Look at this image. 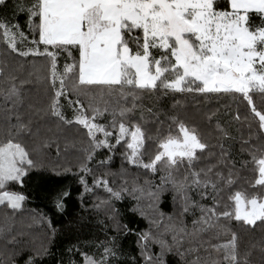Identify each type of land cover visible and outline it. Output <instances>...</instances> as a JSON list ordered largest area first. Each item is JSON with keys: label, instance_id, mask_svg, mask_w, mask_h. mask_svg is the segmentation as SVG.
<instances>
[{"label": "snow or ice", "instance_id": "obj_1", "mask_svg": "<svg viewBox=\"0 0 264 264\" xmlns=\"http://www.w3.org/2000/svg\"><path fill=\"white\" fill-rule=\"evenodd\" d=\"M26 65L31 70L22 76ZM34 85L43 89V101L30 95ZM177 95H231L246 102L250 134L241 152L249 159L241 168L252 179L235 170L231 146L224 143L231 136L219 123L215 145L175 111L165 116L167 134L158 128L155 138L149 135L147 124L165 121L143 103L145 97H171L175 110L181 107ZM235 119H241L239 109ZM70 128L83 130L87 140L78 149L80 199L102 189L107 198L97 197L93 207L111 222L100 223L117 233L97 246L98 254L68 249L81 255L82 264H169V257L175 264H264V0H0V264H18V257L23 264H43L51 255L56 230L50 220V239L39 248L16 231L28 197L12 189L23 187L35 169L61 174L48 152L55 145L60 156L59 137ZM76 147L66 138L63 151ZM118 147L124 149L120 172L96 176L90 165L97 153H111L96 161L104 167ZM205 159L216 163L201 167ZM125 163L142 170V184L139 176L129 184ZM117 175L121 184L113 187L108 177ZM166 193L171 213L161 207ZM70 196V189L56 196L58 211ZM125 197L135 201L129 211L147 221L146 229L121 223L115 202ZM257 228L261 239L248 241L242 252V233ZM130 234L139 258L125 255L118 243Z\"/></svg>", "mask_w": 264, "mask_h": 264}, {"label": "trees", "instance_id": "obj_2", "mask_svg": "<svg viewBox=\"0 0 264 264\" xmlns=\"http://www.w3.org/2000/svg\"><path fill=\"white\" fill-rule=\"evenodd\" d=\"M19 23L25 25V17L21 15L19 17ZM25 31H27L25 27ZM63 58H61V64ZM31 69L27 67L21 73L26 75L27 71ZM30 95L33 99L44 100L43 89L39 85L31 87ZM175 99L181 101V107L173 110L172 105L174 100L171 97H165L157 100L155 97H145L143 103L153 108L154 111L162 113L161 120L165 123L161 126L155 123H149L146 125L150 136L155 138L157 129L160 128L164 134H167L168 121L166 120V114L173 111L178 112L182 118L188 120L190 123L195 124L205 138L213 145L217 143L219 133L216 131L217 123L221 127L227 130L231 139L225 140L226 146H231L232 159L236 161L235 170L239 171L242 178L252 179V174L248 169H242L241 163L244 160L249 159L247 153L241 152V143L243 139H247L250 134L248 122L244 120V116L248 114L246 108V102L241 101L238 97L231 95H212L208 97L193 96V95H177ZM256 104L261 105V99L259 96L255 97ZM239 109L241 119L236 120L235 116ZM71 115L70 110L68 111ZM215 114L211 120L208 121V116ZM139 113H137V116ZM105 121H101L103 123ZM252 133H255V128L251 129ZM67 141H76L77 147L75 149L70 148L67 152H64V145ZM61 154L59 157L56 155V146L53 145L48 152V161L52 164H58L60 166V175H55L48 168L35 169L24 179L23 187L16 185L12 190L23 192L27 197L25 202V210L21 214H17L14 221V226L17 232L23 231L25 237L23 238L25 243L29 246L39 248L41 245L48 244L50 239L51 230L47 223L51 221V228L56 230L54 241L50 245L51 255L46 256L43 259V264H71L75 261L76 264H82V257L75 250L69 251L68 249L76 246L80 249V252H86L88 254H98L102 249H98V245L101 242H106L117 233L112 228H105V224H110V221L106 220L103 211H97L93 205L97 203V197L106 199L107 194L102 189H96V194L84 193L83 200L80 199V195L83 193V186L79 183L78 167L79 161L82 157V153L78 149L83 145H86L87 140L83 130L78 131L76 128L66 129L65 133L59 137ZM156 145L153 142H149L148 150L152 152L155 150ZM124 151L122 147H118L115 155H113L110 164L104 167H98L96 161L106 159L111 153L107 150H101L97 153L95 161L90 165L96 176H100L105 172L111 171L119 173L121 165L123 163L121 153ZM219 153V149H214ZM208 163H216L215 159L211 161L205 159L200 165L206 166ZM65 167L71 168L70 172L65 173L63 169ZM124 167L128 169V180L131 184L132 179L139 176V183H143L146 178L140 169H136L128 166L126 163ZM251 165H249V169ZM85 179L88 181L89 186L92 184V175H87ZM110 181H114L113 187H119L121 184V177L110 176ZM155 180L158 182L159 177ZM244 185V179L239 182ZM246 186V185H245ZM65 189L71 190V196L65 200V209L60 212L56 209L54 201L56 196ZM147 199L142 201V204L147 205ZM210 204L211 201H206ZM135 204V201L130 197H125L122 202H115V207L121 212V223L127 224L134 230H143L147 228V221L142 219L138 214H133L129 209ZM162 210L166 213H171L172 200L171 194L166 193L163 197V203L161 205ZM4 210L0 209V223L3 221ZM43 216L46 219L41 222L40 217ZM105 221V224L100 223ZM189 227H191V217L188 218ZM233 230L239 229V224L235 221L232 222ZM243 243L241 245V251L247 249L248 241H258L261 239L262 233L259 228L255 232L242 233ZM207 235L205 239H207ZM135 236L128 235L126 237L121 236L118 240L120 248L125 255L136 256L139 258V250L135 243ZM214 243L216 241H213ZM4 248V241L0 238V250ZM158 250V249H157ZM258 258V253L254 256V259ZM18 264H23V258L18 257ZM122 264H128V262L122 261ZM169 264H175L174 259L169 257Z\"/></svg>", "mask_w": 264, "mask_h": 264}]
</instances>
